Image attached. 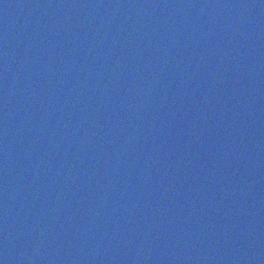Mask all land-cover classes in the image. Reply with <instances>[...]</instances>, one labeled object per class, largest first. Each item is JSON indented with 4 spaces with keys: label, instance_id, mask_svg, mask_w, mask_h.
Listing matches in <instances>:
<instances>
[{
    "label": "water",
    "instance_id": "95a60500",
    "mask_svg": "<svg viewBox=\"0 0 264 264\" xmlns=\"http://www.w3.org/2000/svg\"><path fill=\"white\" fill-rule=\"evenodd\" d=\"M0 264H264V0H0Z\"/></svg>",
    "mask_w": 264,
    "mask_h": 264
}]
</instances>
